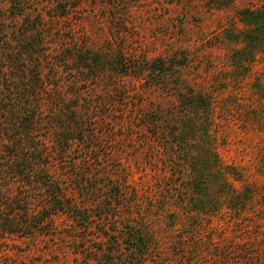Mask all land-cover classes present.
<instances>
[{
  "label": "trees",
  "instance_id": "trees-1",
  "mask_svg": "<svg viewBox=\"0 0 264 264\" xmlns=\"http://www.w3.org/2000/svg\"><path fill=\"white\" fill-rule=\"evenodd\" d=\"M78 7L79 0H0V241L8 235L45 236L70 247L83 264H161L154 257L159 244L150 222L136 211H210L216 201L210 168L216 170L217 190L228 194L232 207H246L253 189L235 193L213 152L190 149L194 135L206 137L213 104L204 92L170 81L177 76L175 56L156 57L146 66L95 50L74 35L65 37V29L73 32L74 27L62 22L71 20ZM263 13L248 7L241 18L251 29L262 30ZM65 40L72 42L62 50ZM69 70L75 74L66 80L71 89L63 79ZM159 73L157 85L172 90L176 106L161 116L141 113L128 119L133 127L147 126L165 160L167 180L149 193L150 201L160 205L143 208V197L129 179L121 180L111 169L110 159L119 153L98 145L99 125L111 123L113 108L124 113L140 106L111 97L120 87L117 82L104 83L105 92L97 89L106 77L117 81L124 75ZM174 171L190 177L173 180ZM162 192L164 197L158 196ZM246 253L243 264H264L263 248L251 245Z\"/></svg>",
  "mask_w": 264,
  "mask_h": 264
},
{
  "label": "rangeland",
  "instance_id": "rangeland-1",
  "mask_svg": "<svg viewBox=\"0 0 264 264\" xmlns=\"http://www.w3.org/2000/svg\"><path fill=\"white\" fill-rule=\"evenodd\" d=\"M248 7L264 10V0H79L74 17L62 22L64 27H74V34L65 29V37L74 35L95 50L125 55L142 65L156 57L175 56L179 66L170 81L204 92L213 104L206 137L194 135L190 149L194 154L201 149L213 152L223 167L222 177L232 182L235 193L243 187L253 189L246 207H232L228 194L217 190L216 170L210 168V191L216 198L210 211L156 207L136 211L150 222L159 244L154 257L161 264H243L247 247L264 250V230L259 231L264 228V28L251 29L242 20V9ZM70 42L65 40L60 49ZM160 75H124L117 81L106 77L97 89L105 92L104 83L117 82L120 87L111 97L135 109L140 106L139 111L124 113L120 107L113 108L111 123L99 125L98 145L119 153L110 159L111 169L121 180L129 179L143 197V208L160 205L150 201L149 193L167 180L165 160L147 126L133 127L128 119L141 113L160 115L176 106L172 90L159 87ZM74 76L71 70L64 73L68 89L73 86L66 80ZM172 173L170 178L176 181L190 177ZM185 218L190 220L188 225L182 223ZM60 246L45 236L35 240L8 235L0 241V264H83L70 247Z\"/></svg>",
  "mask_w": 264,
  "mask_h": 264
}]
</instances>
